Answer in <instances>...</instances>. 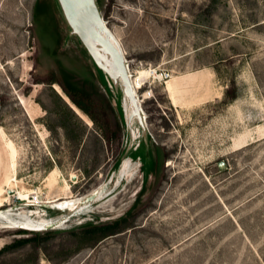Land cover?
I'll return each instance as SVG.
<instances>
[{"label":"rangeland","instance_id":"obj_1","mask_svg":"<svg viewBox=\"0 0 264 264\" xmlns=\"http://www.w3.org/2000/svg\"><path fill=\"white\" fill-rule=\"evenodd\" d=\"M97 2L133 76H170L138 88L147 131L131 139L121 88L58 0H0V207L63 218L38 231L0 222V264H264V0ZM95 189L72 211L47 203Z\"/></svg>","mask_w":264,"mask_h":264},{"label":"water","instance_id":"obj_2","mask_svg":"<svg viewBox=\"0 0 264 264\" xmlns=\"http://www.w3.org/2000/svg\"><path fill=\"white\" fill-rule=\"evenodd\" d=\"M58 2L71 33L80 39L97 67L107 75L116 88H121L123 98L128 101L131 110L127 119V129L131 139H133L134 125H138L145 135L146 115L142 101L134 88L125 51L106 22L97 0H58ZM45 206L53 208V205ZM51 227L53 226H48Z\"/></svg>","mask_w":264,"mask_h":264},{"label":"bare ground","instance_id":"obj_3","mask_svg":"<svg viewBox=\"0 0 264 264\" xmlns=\"http://www.w3.org/2000/svg\"><path fill=\"white\" fill-rule=\"evenodd\" d=\"M115 35V34H114ZM116 36V35H115ZM117 37V36H116ZM118 39V37H117ZM119 40V39H118ZM131 77L133 80V84H134V88L136 93L138 94V88L141 87V85L146 81V79L153 77H160V73L158 71H155L152 68H147V69H140L137 73V76H133L131 70ZM170 76V75H169ZM169 80V79H168ZM166 80V82L168 81ZM167 89L171 94H175L176 91H174L173 86L171 85V82L169 81L167 84ZM140 100L142 101L140 95L138 94ZM124 100V105L126 108V119H128L129 114H130V110L131 108L129 107V103L127 100H125V97L123 98ZM145 114V113H144ZM133 126V137H137V127ZM128 162L125 161V163L122 165L121 167V176L122 175H126V172L128 171ZM116 177V176H115ZM17 181V178H11L8 179V183L10 184L11 181ZM15 183H13L14 185ZM110 184V183H109ZM101 186V185H100ZM13 188V191L16 192L17 196L19 198H22L24 200H29L30 195H28V193L26 194L25 192L22 191H18L14 188V186H11ZM3 188L0 189V204H5L7 203V199L6 197L3 198ZM114 193V192H113ZM98 194H100L98 189H95L94 191H92L91 193L84 195V196H80V197H66V198H62V199H56V200H48V202L52 203L54 205L55 208L61 210V211H67V210H75L78 208H82L85 205H89L95 201H97L100 197H98ZM40 201L38 203H30L27 202L26 205H37L39 204ZM18 207H9V208H3L0 207V222L2 223H10L4 226H9V227H27L29 229H33V230H46L48 228V226L52 225L53 227H57L59 226V224L62 222L63 218H59V219H55L53 217H49V218H42L41 220H37L35 217L32 216V213H26V214H19L16 215L15 210ZM17 212V211H16ZM18 213V212H17ZM57 217V216H56ZM65 218V217H64ZM69 218V217H67ZM63 224V223H62ZM58 228V227H57Z\"/></svg>","mask_w":264,"mask_h":264},{"label":"trees","instance_id":"obj_4","mask_svg":"<svg viewBox=\"0 0 264 264\" xmlns=\"http://www.w3.org/2000/svg\"><path fill=\"white\" fill-rule=\"evenodd\" d=\"M97 1H99V0H97ZM81 42V41H80ZM81 44L83 45V43L81 42ZM84 46V45H83ZM84 50H85V52L88 54V56H89V58L92 60V63H93V65H94V67L96 68V70H97V73L104 79V80H108L106 77H107V75L104 73V72H102L101 70H99V68L97 67V65L95 64V62L93 61V59H92V57L90 56V54L88 53V51H87V49L85 48V46H84ZM64 74L65 75H68L69 76V78H72V80H74V81H72V83L73 84H75V85H77V82H80V81H77L76 79H75V77H74V75H73V73L72 72H68L67 70L64 72ZM77 81V82H76ZM81 82H84V81H81ZM78 83V86H81V84L82 83ZM74 101H75V99H74ZM80 107H82L80 104V102H77V101H75ZM148 152L144 149V148H142L141 150H139L138 151V156L136 155V154H134L135 156H136V158H134V159H139V160H142L143 161V164H144V173L145 174H149L152 170H153V168H151V166H153L152 164H153V158H149L148 157ZM120 159V158H119ZM149 161H152V163L151 162H149ZM111 225H106V226H104V227H97V228H94V229H96V230H103V229H106V230H110L111 228Z\"/></svg>","mask_w":264,"mask_h":264},{"label":"crops","instance_id":"obj_5","mask_svg":"<svg viewBox=\"0 0 264 264\" xmlns=\"http://www.w3.org/2000/svg\"><path fill=\"white\" fill-rule=\"evenodd\" d=\"M169 81L171 82V85L173 86L174 91H176V92H175V96H176V94L178 93V90H179V89H178L177 84H176V82H175L174 79H169V80L166 82V90H167V92H168V95H169L170 99L172 100V98H171V94H170V92H169L168 89H167V84H168ZM172 102H173V100H172ZM173 103H174V102H173ZM8 144H9V146H10V148H11V156H12V159H13L14 164H15V157H16V154H17L16 147L14 146V144H13L12 141H10V143L8 142Z\"/></svg>","mask_w":264,"mask_h":264},{"label":"built area","instance_id":"obj_6","mask_svg":"<svg viewBox=\"0 0 264 264\" xmlns=\"http://www.w3.org/2000/svg\"><path fill=\"white\" fill-rule=\"evenodd\" d=\"M154 70L157 71L156 68H154ZM160 76H163V77L167 78L169 76V73L166 72V71H163V72L160 73ZM29 198H31L28 201L30 203H32V202L33 203H38L39 201L41 202V200L38 199V196L31 195ZM28 206H35V205L33 204V205H28ZM40 206H42V205H40Z\"/></svg>","mask_w":264,"mask_h":264}]
</instances>
